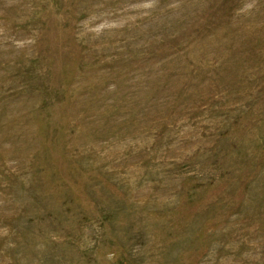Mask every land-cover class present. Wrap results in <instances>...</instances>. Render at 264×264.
<instances>
[{
    "label": "rangeland",
    "instance_id": "374dc122",
    "mask_svg": "<svg viewBox=\"0 0 264 264\" xmlns=\"http://www.w3.org/2000/svg\"><path fill=\"white\" fill-rule=\"evenodd\" d=\"M0 264H264V0H0Z\"/></svg>",
    "mask_w": 264,
    "mask_h": 264
}]
</instances>
